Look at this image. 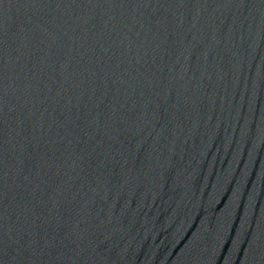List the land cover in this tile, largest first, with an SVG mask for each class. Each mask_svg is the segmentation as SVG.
I'll use <instances>...</instances> for the list:
<instances>
[{"label":"water","instance_id":"95a60500","mask_svg":"<svg viewBox=\"0 0 264 264\" xmlns=\"http://www.w3.org/2000/svg\"><path fill=\"white\" fill-rule=\"evenodd\" d=\"M0 264H264V0H0Z\"/></svg>","mask_w":264,"mask_h":264}]
</instances>
